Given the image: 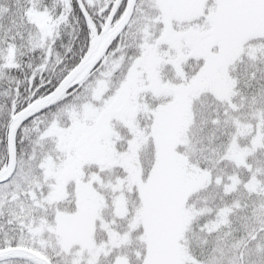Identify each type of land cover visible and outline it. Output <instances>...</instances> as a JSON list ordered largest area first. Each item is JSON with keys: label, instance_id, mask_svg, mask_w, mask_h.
I'll return each instance as SVG.
<instances>
[{"label": "snow or ice", "instance_id": "obj_1", "mask_svg": "<svg viewBox=\"0 0 264 264\" xmlns=\"http://www.w3.org/2000/svg\"><path fill=\"white\" fill-rule=\"evenodd\" d=\"M0 264H264V0H0Z\"/></svg>", "mask_w": 264, "mask_h": 264}]
</instances>
